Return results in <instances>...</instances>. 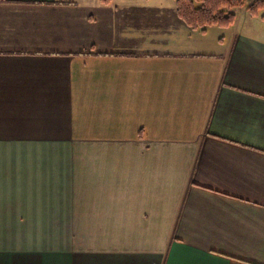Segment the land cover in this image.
Listing matches in <instances>:
<instances>
[{"label": "crops", "instance_id": "1", "mask_svg": "<svg viewBox=\"0 0 264 264\" xmlns=\"http://www.w3.org/2000/svg\"><path fill=\"white\" fill-rule=\"evenodd\" d=\"M238 8L0 0V264H264V21Z\"/></svg>", "mask_w": 264, "mask_h": 264}, {"label": "trees", "instance_id": "2", "mask_svg": "<svg viewBox=\"0 0 264 264\" xmlns=\"http://www.w3.org/2000/svg\"><path fill=\"white\" fill-rule=\"evenodd\" d=\"M107 1V0H104ZM244 0H175L178 16L191 28L205 30L208 26L228 27L236 20L234 8ZM247 9L264 21V0H253Z\"/></svg>", "mask_w": 264, "mask_h": 264}, {"label": "rangeland", "instance_id": "3", "mask_svg": "<svg viewBox=\"0 0 264 264\" xmlns=\"http://www.w3.org/2000/svg\"><path fill=\"white\" fill-rule=\"evenodd\" d=\"M253 0H244V2H243V5L242 6H239V7H241V9L242 10H244V9H246L247 11H248V9H247V6L252 2ZM238 7H236V8H234V9H237ZM239 9V8H238ZM237 9V10H238ZM240 10V9H239ZM234 11V10H233ZM235 12V11H234ZM236 13V12H235ZM248 13H249V11H248ZM260 14H264V9H262L261 10V12H260ZM261 18V17H260Z\"/></svg>", "mask_w": 264, "mask_h": 264}]
</instances>
